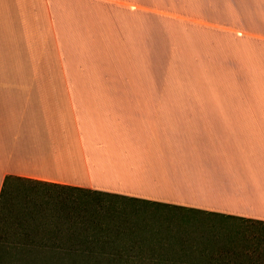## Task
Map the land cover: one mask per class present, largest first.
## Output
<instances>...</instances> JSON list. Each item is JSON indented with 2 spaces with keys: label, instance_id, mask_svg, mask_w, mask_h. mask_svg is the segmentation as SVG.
<instances>
[{
  "label": "crops",
  "instance_id": "crops-1",
  "mask_svg": "<svg viewBox=\"0 0 264 264\" xmlns=\"http://www.w3.org/2000/svg\"><path fill=\"white\" fill-rule=\"evenodd\" d=\"M6 177L264 226V0H0Z\"/></svg>",
  "mask_w": 264,
  "mask_h": 264
},
{
  "label": "rangeland",
  "instance_id": "rangeland-1",
  "mask_svg": "<svg viewBox=\"0 0 264 264\" xmlns=\"http://www.w3.org/2000/svg\"><path fill=\"white\" fill-rule=\"evenodd\" d=\"M192 64L170 61L168 84L207 86V77L192 76ZM243 98L260 94L217 93ZM240 107L217 116L257 117ZM67 244L131 264H264L262 225L11 180L0 195V264H50Z\"/></svg>",
  "mask_w": 264,
  "mask_h": 264
},
{
  "label": "trees",
  "instance_id": "trees-1",
  "mask_svg": "<svg viewBox=\"0 0 264 264\" xmlns=\"http://www.w3.org/2000/svg\"><path fill=\"white\" fill-rule=\"evenodd\" d=\"M5 179H6V182L7 181L10 182L11 180L25 181V180L13 178V177H6ZM4 185H5V180H4ZM37 185H40V184H37ZM4 189L5 188L2 189V192ZM74 191L86 193V194H92V193L80 191V190H74ZM93 195H96V194H93ZM79 247L74 246L73 244H70V246L68 245L65 250L61 249V251L55 252L56 256L53 258L54 261L51 259L52 262L50 264H131L130 261L127 260V258L122 257L121 255L116 254L115 252L110 253V254H105V253L102 254V253L93 252V251H83Z\"/></svg>",
  "mask_w": 264,
  "mask_h": 264
}]
</instances>
